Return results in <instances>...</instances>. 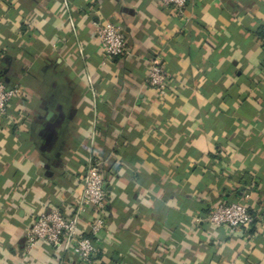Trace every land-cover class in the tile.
I'll return each instance as SVG.
<instances>
[{
	"label": "crops",
	"instance_id": "obj_1",
	"mask_svg": "<svg viewBox=\"0 0 264 264\" xmlns=\"http://www.w3.org/2000/svg\"><path fill=\"white\" fill-rule=\"evenodd\" d=\"M111 22L127 54L108 57ZM153 60L167 85L147 83ZM0 264H86L25 233L75 215L89 163L107 193L94 264H264V0H0ZM254 222H207L213 204ZM93 210L76 227L88 236Z\"/></svg>",
	"mask_w": 264,
	"mask_h": 264
},
{
	"label": "built area",
	"instance_id": "obj_2",
	"mask_svg": "<svg viewBox=\"0 0 264 264\" xmlns=\"http://www.w3.org/2000/svg\"><path fill=\"white\" fill-rule=\"evenodd\" d=\"M164 7L173 8L182 13L187 0H159ZM97 40L108 57H123L127 54L126 42L120 28L111 22L99 26ZM148 85L158 92H163L167 85L164 65L153 60L147 75ZM20 88L13 85L6 88L0 80V114L6 115L11 99L18 94ZM107 193L102 172L98 165L89 163L82 180V193L75 209L74 217L65 219L58 211L41 213L25 233L27 248L31 249L38 242L50 246L61 247L71 252L86 264L95 263V255L99 252L96 240L104 227L101 214L106 209ZM86 208L93 210V220L89 224V234L84 236L76 227L79 215ZM207 222L213 226L226 227L230 230H249L254 219L247 207L239 202L213 204L207 213Z\"/></svg>",
	"mask_w": 264,
	"mask_h": 264
},
{
	"label": "trees",
	"instance_id": "obj_3",
	"mask_svg": "<svg viewBox=\"0 0 264 264\" xmlns=\"http://www.w3.org/2000/svg\"><path fill=\"white\" fill-rule=\"evenodd\" d=\"M231 203V202H230Z\"/></svg>",
	"mask_w": 264,
	"mask_h": 264
}]
</instances>
